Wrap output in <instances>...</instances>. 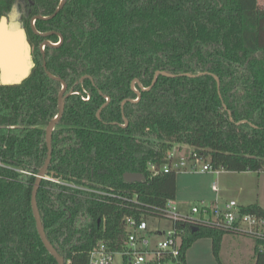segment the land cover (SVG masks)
<instances>
[{"label":"trees","instance_id":"trees-1","mask_svg":"<svg viewBox=\"0 0 264 264\" xmlns=\"http://www.w3.org/2000/svg\"><path fill=\"white\" fill-rule=\"evenodd\" d=\"M58 2L53 0L52 12ZM11 4L0 0V16ZM52 23L65 32L56 62L51 59L56 71L73 81L91 75L113 102L102 120L96 112L104 99L95 89L92 103L75 102L62 120L71 129L60 133L62 140L57 134L54 139L50 170L62 182L130 199L100 201L101 196L43 181L38 207L65 264H91L90 252L99 243L119 250L127 238L126 219L140 223L161 216L166 203L176 199L177 174L153 176L150 164L166 163L176 144L197 149L215 169L264 171V9L258 0H68ZM157 71L208 72L220 79V90L212 75L160 76L150 91H141L139 102L127 101L137 99L132 82L149 88ZM53 86L39 67L21 85H0V126H6L0 127V264H58L33 215L34 175L47 148L44 132L29 128L47 125L56 113ZM128 173H141L146 181L127 183ZM241 208L264 217L257 204ZM198 229H186L182 264L200 239L212 240L222 264V241L229 233ZM255 251L256 264H264L257 244Z\"/></svg>","mask_w":264,"mask_h":264},{"label":"built area","instance_id":"built-area-1","mask_svg":"<svg viewBox=\"0 0 264 264\" xmlns=\"http://www.w3.org/2000/svg\"><path fill=\"white\" fill-rule=\"evenodd\" d=\"M166 163L162 166L150 164L153 176L170 173H214L219 176L221 169H215L210 163L209 157L204 156L197 149L185 144H176L166 154ZM56 182H59L55 180ZM77 190L104 198H117L128 200L111 191L89 189L76 184L68 185ZM212 190L219 192L218 182L214 181ZM175 200H169L160 210L161 216L155 220L158 223L156 230L150 231L149 221L138 223L132 218L125 220L128 233L119 250L112 251L99 243L90 252L91 264H113L114 259L121 255L126 264H182L183 236L188 227H212L224 230L231 235L247 237L258 245L259 251L264 254V217L256 214L243 213L242 206L236 201H230L220 205L216 200L211 204L204 201L193 205L187 212L181 211ZM161 220H165L169 226H161ZM158 237L157 243L152 237Z\"/></svg>","mask_w":264,"mask_h":264},{"label":"flooded vegetation","instance_id":"flooded-vegetation-1","mask_svg":"<svg viewBox=\"0 0 264 264\" xmlns=\"http://www.w3.org/2000/svg\"><path fill=\"white\" fill-rule=\"evenodd\" d=\"M11 2L12 4L10 7V10L4 16L8 18L9 22L18 23L24 28L28 41L30 43L31 49H32V58L35 64L33 71L39 67L40 70H42V72H44L46 76L52 82L55 83V86L53 87L56 90L52 95L54 98H56V113H54V116L50 119L47 125H43L41 127H38V126L29 127L30 129L31 128L39 129L40 131L44 132V139H45V145L47 148V152H46L44 165L40 169V171L45 167L46 162L48 160V156H49L46 131L50 123L53 120H55L56 117L59 115L60 99H63L64 111H63V115L60 121L56 124L52 132L51 162L47 169V175L45 176L43 181L46 180V181L56 182L55 180H57L59 182H56V183H59V184L62 183L68 186L70 185V183L62 182L59 180V178L58 179L55 178L53 176L54 173L50 170L51 163L54 157L53 155L54 139L56 138V134L58 135L57 137L62 140L64 138V135H61L60 133L64 132L65 128L71 129L70 126H66L64 128V126L62 125V120L65 116V113L68 112L71 107H75V102L77 100L83 101L85 104L92 103L95 99L98 98L97 96H95V91L93 90L95 89L98 92V95H100L104 99V102L100 105V107L98 108L96 112L97 118L99 120H102L101 114L108 107V105H110L113 102V98L112 96H109L105 94L103 91H101L100 89H98L97 84L95 82V78L92 77L91 75L83 74L79 76L78 78L74 79L73 81L71 77H68V76L66 78L62 77L56 71L58 66L54 65L52 60L56 62V60L53 59L54 53L57 50H59L65 43V32L60 27L59 29L58 27L54 26L52 22L63 11L68 0H66L63 8L57 14H56V11L60 7L62 0H59L53 12L50 10L52 7L53 0H11ZM1 17L2 16H0V18ZM50 76L60 79L62 82L66 84V87L64 88V85L62 82L58 80H54ZM89 83L91 84V86L89 85ZM132 84H131V87H132ZM137 85L138 84L135 85L136 89L140 90L139 85L138 87ZM133 100H137V99H133ZM124 105H122V107H124ZM125 120L127 121V119H124V121ZM126 121H125V124L121 125L123 128L127 127L128 125V121L127 123ZM110 124L118 125L117 122H112ZM0 127L3 129L6 128V126H0ZM9 128L16 129V130L26 129L25 126H13ZM67 141L69 142L70 140L67 139ZM15 170L18 171V169H15ZM40 171L36 175H34L36 179ZM21 172L29 174V175H33L32 173H27L24 171H21Z\"/></svg>","mask_w":264,"mask_h":264},{"label":"water","instance_id":"water-1","mask_svg":"<svg viewBox=\"0 0 264 264\" xmlns=\"http://www.w3.org/2000/svg\"><path fill=\"white\" fill-rule=\"evenodd\" d=\"M66 0H62L60 7L57 9L56 14L63 8ZM54 14V15H56ZM47 36V35H46ZM35 67L33 58H32V49L30 43L28 41L26 32L24 28L18 23H12L8 21L6 16H2L0 18V85L2 86H17L21 85L26 79L30 77L32 71ZM50 75V74H49ZM203 75H212L217 81L218 89L220 90V79L208 72L199 73L196 75L193 74H180L175 75L172 73H168L165 71H157L153 82L149 88H144L139 80H135L132 84V89L137 95V100H127L131 103H137L141 99V91H150L156 84L158 78L160 76L165 77H183L187 76L190 78H197ZM54 80H58L62 82L60 79L54 78L50 76ZM64 88L66 84L62 82ZM138 84L140 90L136 89L135 85ZM127 101L123 102L124 105ZM225 110H227L226 105L224 104ZM63 99H60V106H59V115L53 120L47 128V144L49 149V156L46 162L45 167L40 171L37 176L33 192H32V210L33 215L36 221L37 231L39 236L42 240V243L46 250L52 255L58 264H65V258L57 251L54 245L50 242L47 237V233L45 231L41 213L38 207V200L37 195L44 180L45 176L47 175V169L51 162V154H52V132L56 126V124L60 121L63 115ZM228 111V110H227ZM230 115V120L234 122L231 113L228 112ZM126 121V120H125ZM127 123V121H126ZM246 123V121H242L238 123V125ZM125 182L133 184V183H141L146 181V177L141 173H128L124 176ZM198 228H193V231H198Z\"/></svg>","mask_w":264,"mask_h":264},{"label":"rangeland","instance_id":"rangeland-1","mask_svg":"<svg viewBox=\"0 0 264 264\" xmlns=\"http://www.w3.org/2000/svg\"><path fill=\"white\" fill-rule=\"evenodd\" d=\"M259 8H264V0L258 1ZM222 173L218 178V183L220 182L221 186L225 184L224 195L229 199L228 201H219L220 205H224L226 202L236 201L241 206L258 203L264 206V172H230L229 176ZM207 179L201 176V173H184L180 172L177 174V199L174 201L175 205L180 209V206L186 201V203L191 208L198 202L204 201L207 204L213 203L216 198H212V195L206 197L209 191H207ZM220 179V181H219ZM202 193L203 195H198ZM224 197V196H223ZM204 198V199H201ZM214 199L213 201H211ZM181 210V209H180ZM182 211V210H181ZM184 212V211H183ZM161 226H169L165 220H161ZM158 226L157 221H149L150 231H155ZM153 242H158L161 240L158 237H152ZM253 241L250 238L243 237L242 241ZM254 242V241H253ZM240 251L236 252L235 261L229 262L228 264H255V261L251 258L250 260L246 259V251L248 247L244 244H240ZM252 248V246H249ZM250 249V248H249ZM228 260V259H226ZM209 260V262L215 264V260ZM113 264H125L124 259L121 255H118Z\"/></svg>","mask_w":264,"mask_h":264},{"label":"crops","instance_id":"crops-1","mask_svg":"<svg viewBox=\"0 0 264 264\" xmlns=\"http://www.w3.org/2000/svg\"><path fill=\"white\" fill-rule=\"evenodd\" d=\"M222 173L227 174L225 176H229L230 172L222 171ZM221 174L217 176L214 173H201V176L205 177V179L208 177L206 181L207 191H209L210 193H208L206 197H209V195H212L211 197L212 198L214 197V199L216 198V200L218 201H228L229 199H227V197L224 195L225 184L224 186H221L220 182L218 183L219 192H214L212 190L213 182L214 181L218 182V178L221 176ZM198 195L202 196L203 194L200 193ZM176 197H177V193H176ZM201 199H204V198H201ZM214 199H212L211 201H213ZM183 202L184 203L180 206V209L184 212H187L190 209L189 208L190 206L186 203V201H183ZM256 204L261 206L264 209V206L258 203L249 204L247 206L243 205V206L248 207V206L256 205ZM242 240H243V237L231 235V234H228L223 238L222 248L220 252V259H221L222 264H228V261L232 262L236 260L235 255L237 251H240V247H239L240 244H244L245 246L248 247V251H246V259L250 260V256H251V258L255 261V264H256V251H255L256 244L255 242L253 241L251 242L248 239H246L247 241L245 242ZM249 246H252V248ZM212 249H213V244H212L211 239H200L196 241L186 253V264H213L212 263L214 262L213 259L215 260V264H219L214 257ZM209 260H212V262L210 263Z\"/></svg>","mask_w":264,"mask_h":264}]
</instances>
